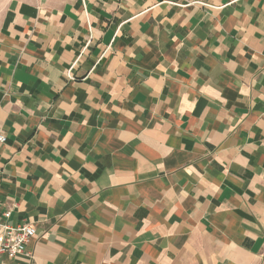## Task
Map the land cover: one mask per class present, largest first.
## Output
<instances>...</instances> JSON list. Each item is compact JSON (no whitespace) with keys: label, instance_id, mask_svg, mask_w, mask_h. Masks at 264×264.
<instances>
[{"label":"crops","instance_id":"crops-1","mask_svg":"<svg viewBox=\"0 0 264 264\" xmlns=\"http://www.w3.org/2000/svg\"><path fill=\"white\" fill-rule=\"evenodd\" d=\"M5 264H264V0H0Z\"/></svg>","mask_w":264,"mask_h":264},{"label":"built area","instance_id":"built-area-1","mask_svg":"<svg viewBox=\"0 0 264 264\" xmlns=\"http://www.w3.org/2000/svg\"><path fill=\"white\" fill-rule=\"evenodd\" d=\"M0 143H6V136L1 131ZM10 217V211H5L0 215V264H5V255L13 258L26 255L28 244L37 236L34 226L29 224L10 225L8 223Z\"/></svg>","mask_w":264,"mask_h":264}]
</instances>
